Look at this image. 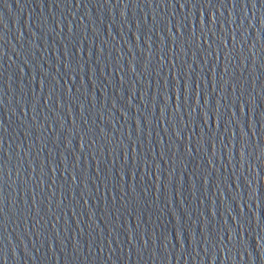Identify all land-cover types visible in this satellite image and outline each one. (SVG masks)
I'll list each match as a JSON object with an SVG mask.
<instances>
[{"label":"water","instance_id":"95a60500","mask_svg":"<svg viewBox=\"0 0 264 264\" xmlns=\"http://www.w3.org/2000/svg\"><path fill=\"white\" fill-rule=\"evenodd\" d=\"M0 264H264V0H0Z\"/></svg>","mask_w":264,"mask_h":264}]
</instances>
